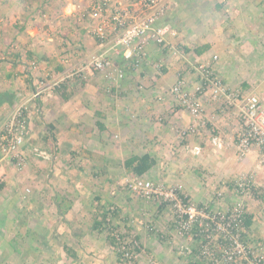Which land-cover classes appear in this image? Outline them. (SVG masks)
<instances>
[{"label":"rangeland","instance_id":"obj_1","mask_svg":"<svg viewBox=\"0 0 264 264\" xmlns=\"http://www.w3.org/2000/svg\"><path fill=\"white\" fill-rule=\"evenodd\" d=\"M91 1L38 0L33 3L34 11L29 12L17 3L8 6L10 0H0V61L7 63L0 74H6L11 69L9 63L17 59L24 65L20 64V68L30 83L32 93L38 91L41 96L46 92L45 96L50 95L48 102L54 99L64 102L66 100L61 97V93H66L72 100L70 104L63 103L62 108H69L71 112L75 106H79L87 116H91L98 108L103 112L110 107L117 111L114 116L116 124L111 125L114 130L100 128L98 124L90 123L87 117L81 120L80 130L76 129V145L66 148L61 142L56 143L55 139L44 141L41 138L33 144L50 152L49 160L36 158L32 162V158L27 159L26 156L20 168L12 160L19 174L26 173V170L29 173V169H32L33 179L26 181L31 176L27 174L28 177H22L26 180L20 179L24 185L17 191L9 188L4 192L1 191L4 183L0 180V264H148V256L159 261L153 252L157 244L173 251L174 254L167 255L172 261L175 260V264H191V254H187L185 248L190 243L189 238L176 234L170 225L171 211L168 205L155 197L142 199L135 196L125 186L126 178L134 173L124 168L123 160L134 153L148 152L153 155V147L144 141L148 138L145 133L141 136L143 139L137 138L139 132L135 129L138 126L130 124V121H135V116L127 115L126 120L120 111L126 108V112L133 107L128 101L127 92L137 98L140 93L151 91L149 86L154 82L152 78L158 75L161 67L151 64L154 74L152 77V74L148 75L149 78H141L140 69L137 68L131 74L126 72L118 80L108 79L87 68H84L87 73L83 72L84 65L101 51L96 49L100 46L99 42L86 31L85 22L76 21L78 12ZM201 1L187 0L182 5L183 15L176 16V24L173 26L177 31L175 42L189 47L210 44L203 56H217L218 72L227 85L235 87L247 82L246 90H264V45L256 41L250 44L248 32L251 20L239 19L235 23L226 11L233 5L225 4L224 1L221 6H216L217 2L223 0ZM246 6L250 11L251 3L247 2ZM190 22L195 25L194 28L186 25ZM16 50L20 51L14 56ZM189 57L194 56L190 54ZM160 60L162 66L165 61L163 57ZM176 60L178 65L171 67L177 66L178 70L184 63L181 59ZM11 70L13 73L14 69ZM140 83L143 84L142 89L138 87ZM15 103L5 114H9L20 103L33 111L37 107L36 102L30 105L26 100ZM33 114L38 118L36 112ZM38 123L46 134V122L40 118ZM84 150L92 151L93 157L89 158ZM106 155L113 160L109 175L101 169ZM59 156L63 158L62 163L69 166L68 169H62V173L74 175L75 181L64 180L63 187L56 186L51 191L68 194L67 189H70L69 198L77 200L75 205L62 214L54 203L50 202L49 206L42 204L44 196L41 191L47 167L51 172L52 161L59 159ZM42 160L46 165H42ZM250 175L253 177L252 173L240 174ZM148 177L157 180L154 170ZM232 180L234 183L235 178ZM15 181L20 184L19 180ZM226 183L232 186L227 188L225 183H221V210L230 207L237 197L231 179ZM231 190L236 196L233 199L232 195H227V191ZM260 192L259 185L242 198L246 212L250 210L254 214L248 230L251 240H257L255 235H261L258 226L264 220V196L259 197ZM96 194L101 197L99 203L95 200ZM100 207L116 210V214L111 215L108 222L105 221L116 227V232L123 236L116 248L106 239V227L101 231H91L95 211L100 210ZM250 239L248 241L251 243ZM134 240L137 241L135 248ZM124 241L126 245H123ZM64 245L76 252V259L65 252ZM126 251L131 254H125Z\"/></svg>","mask_w":264,"mask_h":264},{"label":"built area","instance_id":"obj_2","mask_svg":"<svg viewBox=\"0 0 264 264\" xmlns=\"http://www.w3.org/2000/svg\"><path fill=\"white\" fill-rule=\"evenodd\" d=\"M170 7V0H92L78 12L76 21L85 22L86 31L99 42L101 51L94 54L83 69L118 80L149 61V45L165 50L166 54L184 63L167 91L172 102L189 118L185 126L176 128L179 141L189 135H199L206 127L208 119L203 101L219 102L220 107L237 111V157L243 158L255 148L259 163L264 164V90L258 92L229 86L218 72L215 54L207 57L185 51L175 42L176 29L163 20ZM190 54L194 57L190 58ZM148 64L160 68L161 60H152ZM138 87L142 89L143 84ZM27 109L24 103L14 107L0 132L1 157L13 160L19 168L24 165L27 152L46 160L51 158L41 148L30 147L26 153L22 151L28 134ZM253 178L251 175L235 178L233 189L237 197L232 206L224 210L207 202L193 201L180 182L167 185L133 174L126 178L125 186L135 196L142 199L155 197L168 205L176 234L194 242L191 264H264V243L251 240L242 223L245 211L242 198L256 186ZM260 187L264 196V185ZM222 194L221 190L211 191V197L219 200ZM147 263L161 264L152 256H148Z\"/></svg>","mask_w":264,"mask_h":264},{"label":"crops","instance_id":"obj_3","mask_svg":"<svg viewBox=\"0 0 264 264\" xmlns=\"http://www.w3.org/2000/svg\"><path fill=\"white\" fill-rule=\"evenodd\" d=\"M224 1L225 4L230 3L233 5L232 7H228L229 11L227 9L226 11L228 17L232 20L234 19L235 23L239 19L251 20L249 22L248 32L250 44L256 41L257 44L264 45V0H223L222 2H217L216 6H221ZM184 2H187V0H170L171 7L163 18L164 22L171 26H175L176 16L183 15L182 10L185 5ZM196 2L202 1L196 0ZM247 2L251 3L250 11L247 10ZM189 17L190 15H188V18ZM186 25L191 26V28L195 27L191 22ZM183 42L185 43V41ZM99 48L100 46L96 47L97 50H99ZM26 49H29V47ZM97 50H95V52H97ZM18 51L13 53V55L16 56ZM148 56L149 61L144 63L139 70L141 78L148 77V75L150 76L153 73L152 65L148 63L152 60H156V58L160 59L163 57L165 61L162 65L163 69L157 72L158 75L153 76L154 73L151 75L154 81L149 86L151 91H145L143 94L138 92L141 95L139 94L140 96L137 98H135L131 92H127L129 97L128 101L131 107H133L132 109L128 108L126 112H124L126 108L120 112L126 117V120H128L127 115L130 117L135 116L133 119L135 121H130V124L138 126V128L135 129L139 132V134L136 135L138 139H143L141 137L144 136L143 133L148 137L144 141L153 147V156L155 158L154 175L157 177V180L167 185L180 182L187 195L193 201L207 202L213 207L220 208L221 199L219 200L211 197V191L214 189L221 190V183H225L227 185L225 186L228 188L232 185L230 186L226 183L227 180L231 179L233 182L232 179L236 178V176H240V174L252 173L255 179V187L264 185V164L259 163L256 149L251 148L243 158H239L236 155L235 141L238 134V119L236 115L237 111L233 108L227 109L222 106L220 107L219 102L203 101L206 110L205 115L208 119L206 127L202 129L199 135H189L185 140L179 141L176 128L181 125L185 126L189 122V118L180 107L172 102L167 92L171 84L175 81L177 72V66H171L178 65V61L166 54L165 50H159L154 47V45L148 46ZM4 64L7 63L0 61V70L2 67L5 68ZM9 64L11 65V69H14V72L12 73L13 70L10 69L6 74H0V92H4L7 94V97H11L12 103L10 104L8 101L0 103V132L8 115V113L5 114V111L11 109L16 104V101L26 100L30 105H34L36 102L37 107L34 111L32 108L27 110L28 134L22 147V151L24 150L25 153L30 147L40 148L33 144V142L40 140L45 134V131L40 129L38 123L40 118L46 122L47 126H52L51 134H49L53 136L51 139H55L57 141L56 143L59 144L61 142V145L66 148L67 146L76 145V142H78V133H76V129L80 130L81 126H79V124L81 120L84 121V118L89 117L90 123H100L105 130H114L111 125L114 123L116 124L114 119V116L117 114L116 110L110 107V109H106L103 112L98 108L91 116H87L79 106H75L76 108L71 112L69 108H62V105L63 103L70 104L72 98L69 97L64 102H57L56 99H54L53 102H48L50 95L48 94L45 96L46 92L44 95L39 96L40 92L35 91L37 95H34L28 79L25 78L26 75H23V70L20 68V64L22 63L17 59H13ZM22 66L24 65L22 64ZM83 72L87 73L85 69H83ZM129 72L131 74L132 71ZM37 89L38 87L36 90ZM53 92L54 91H52V93ZM50 103L53 104L50 105ZM141 104L142 106H140ZM133 109L136 112H132L134 111ZM34 112H36L40 118L38 115L37 118L33 114ZM77 125L78 127H76ZM27 153V159L32 158V162H35L36 158H40L31 154V152ZM59 157V159L52 161L51 165L53 168L51 172L50 168L47 167L48 171L45 173L41 191L44 196L42 197V204L44 206H49V203L52 202L55 208L62 214L63 211H67L75 205L77 200L73 201L69 198L68 194L71 193L70 189H67L68 194L51 191V188L56 186L63 187L65 185L64 180L75 181L74 175H64L62 173V169H68L69 166L63 164V158H61V156ZM43 160L42 165H46ZM104 160L101 169H103V172L107 173L106 175H109V169L112 168L111 164H113V160L108 158L107 155ZM29 170V173L26 170V173L19 174L12 164V160L0 156V180L4 183L1 191L4 192L5 189L9 188H11V191H17L20 186L24 185L20 183V179L23 181L26 180L24 178L26 176L28 177L27 174L31 176L30 179L28 178L26 181H32L33 170ZM64 172H66V170ZM15 180H19L20 184H17ZM227 195L230 197L232 195V199L236 197L233 190L227 191ZM248 212L251 213L250 210ZM259 223L258 228L260 229L261 235L255 236L258 241L264 243V220ZM189 242L190 243L185 246L187 249L186 252L187 254H194V242L190 239ZM153 252L159 261L164 264H175V260L172 261L171 257L169 259L167 255L174 254L173 251L168 250L162 244H157L153 247Z\"/></svg>","mask_w":264,"mask_h":264},{"label":"trees","instance_id":"obj_4","mask_svg":"<svg viewBox=\"0 0 264 264\" xmlns=\"http://www.w3.org/2000/svg\"><path fill=\"white\" fill-rule=\"evenodd\" d=\"M10 1L11 2H8V6H11L12 3H17L19 6H22L21 8L23 10L29 11V12L34 11L33 3L38 2V0H10ZM41 11L43 12L44 9L41 8ZM180 45H182V47L184 48L185 51L194 52L196 55H199V56H203V53L206 50H208L211 46L208 43L202 44V46H197V47H189V45H185V44H180ZM59 68H61V67H59ZM160 69H163V66H161ZM240 87L243 89H246V87H248V83L243 82V83H241ZM61 97L64 100H67L69 98V96L66 93H61ZM4 101H8L10 104L12 103L11 97H7L6 93L0 92V103H2ZM98 126L100 128H102V125L100 123L98 124ZM51 130H52V126L49 125L48 126V132L46 134H44L42 137V139L44 141H47L51 137H53L52 135H49V134H51ZM84 152H85V154H87V156L89 158L93 157L92 155H94V153L92 151H89V150H84ZM123 165H124V168L126 170L134 173L135 175L148 177L150 172L152 170H154L155 158L153 155H151L148 152H145L142 154H135L134 153V154H130L129 156H127L123 160ZM229 185L231 186L232 184H229ZM233 186H234V184H233ZM217 190H219V189H217ZM259 197L263 198V195L261 194V192L259 193ZM100 199H101L100 196L95 195V200L98 203L100 202ZM58 208H59V204H58ZM115 214H116L115 209L109 210L106 207H102L100 210L98 209V211H95V216L93 218V222L91 225V231H101L103 228L105 229V227H106V229L108 230V234L106 235V239L108 240L109 244L112 247L116 248L121 243V241H122L121 239H123V236L116 232V230H117L116 227H114L112 224L109 225V223H107L109 221L110 216L115 215ZM253 219H254V214L246 212V210L245 211L243 210L242 223L246 229L249 230V227L251 226ZM105 221H107V222H105ZM105 223H107V226H105ZM123 245H126L125 241L123 242ZM63 248L69 256L76 259L77 254L71 247L64 245Z\"/></svg>","mask_w":264,"mask_h":264}]
</instances>
